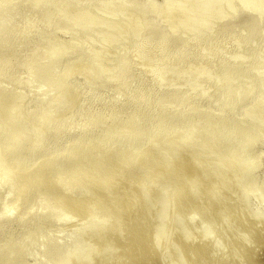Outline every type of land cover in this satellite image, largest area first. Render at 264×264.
Returning a JSON list of instances; mask_svg holds the SVG:
<instances>
[{"label":"bare ground","instance_id":"1","mask_svg":"<svg viewBox=\"0 0 264 264\" xmlns=\"http://www.w3.org/2000/svg\"><path fill=\"white\" fill-rule=\"evenodd\" d=\"M156 8L0 0V264H21L33 242L48 264H133L139 246L153 264H200L220 248L215 223L241 215L221 190L229 182L242 184L236 199L253 215L245 231L264 223L248 209L251 191L264 201V181L242 182L262 155L264 16L233 7L229 21L189 33L150 19ZM193 69L207 90L164 87L170 71L181 80ZM74 213L85 216L75 231L50 236ZM234 239L218 260L249 264L239 251L249 237Z\"/></svg>","mask_w":264,"mask_h":264},{"label":"rangeland","instance_id":"2","mask_svg":"<svg viewBox=\"0 0 264 264\" xmlns=\"http://www.w3.org/2000/svg\"><path fill=\"white\" fill-rule=\"evenodd\" d=\"M144 1V0H142ZM154 5L157 7L152 13L148 15L150 19L160 24L161 26L167 29H181L189 33H193L198 29H202L207 26L210 20H215L217 24H223L231 19L229 16V11L233 7H238L245 15H262L264 16V0H152ZM81 18V15H80ZM17 19H13V22H16ZM60 35L66 39L70 40L72 38L71 34L60 33ZM109 40V37L104 35L101 39L98 46L103 45ZM141 69L148 67L149 61L143 59L140 62ZM171 79L168 81L167 85L164 87H174L182 85L183 88L193 89L194 91L207 90V87L202 86L198 88L195 85L196 76L198 71L193 69L187 72L181 80L176 78V72L170 71ZM205 80H211L213 78V73L205 70L203 72ZM181 82V83H180ZM254 117L264 120V103H262L259 113H256ZM264 135V134H263ZM264 137V136H263ZM257 148L262 152L261 160L256 165V168L250 172H247L242 178V182L247 184H252L254 182L261 184L264 181V138H261ZM238 183L232 184V182L226 183L223 185L221 190H229L231 193V205L233 210L236 211V214H241L236 221L233 223L227 222V224L215 223L213 228L215 232L212 236V241L219 243L220 248L217 252L211 254L208 258L202 260L200 259V264H222V260L226 257H230L234 250V235L235 231H240L241 233L247 234L249 241H251V247L248 251L243 252V249L240 248L239 251L242 252L243 258L249 262V264H264V223L260 224L259 228L253 229L250 231H245L243 224L252 223V214L248 211H244L239 207L240 202L236 197H238L240 190L242 189ZM225 191V190H224ZM5 189L0 188V203L5 201L8 203V200H5ZM249 200V211L257 213L264 218V201L259 198L256 194V189L250 192ZM220 210L218 205L211 206L209 209L210 217L213 216V219H216L217 212ZM222 210V209H221ZM215 211V213H213ZM17 215V211H10L8 214L9 219H14ZM195 222L196 228L201 225L203 220V215L200 213L197 215ZM85 216L78 213L72 215V220L69 223L64 221H59L50 227L49 233L50 236H56L59 239H65L72 233L70 231H75L77 227L84 221ZM245 221V222H244ZM214 222V221H213ZM186 226V223H185ZM192 231V227H189ZM138 230H140L138 228ZM262 232V233H261ZM239 233V232H237ZM261 234V235H260ZM76 235V234H73ZM176 234L174 235V237ZM193 236L197 238L193 227ZM258 236V237H257ZM175 240V239H174ZM199 240H197L198 242ZM210 241V240H209ZM208 242V241H207ZM138 245V244H137ZM136 245V246H137ZM139 246V245H138ZM140 253L135 258L133 264H153V261L148 259L147 253L144 247L139 246ZM228 259V258H227ZM231 259V258H230ZM149 260V261H148ZM198 261V260H197ZM21 264H48L47 259V250L45 247L39 245L38 242H33L29 247H27L25 254L22 258ZM227 264H236L235 260L232 259Z\"/></svg>","mask_w":264,"mask_h":264}]
</instances>
